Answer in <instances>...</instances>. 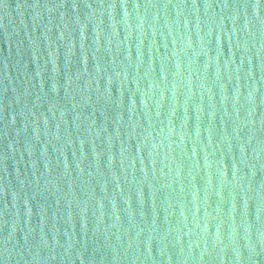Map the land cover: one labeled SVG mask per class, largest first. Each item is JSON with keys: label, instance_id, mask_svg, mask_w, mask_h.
Here are the masks:
<instances>
[{"label": "water", "instance_id": "95a60500", "mask_svg": "<svg viewBox=\"0 0 264 264\" xmlns=\"http://www.w3.org/2000/svg\"><path fill=\"white\" fill-rule=\"evenodd\" d=\"M0 264H264V0H0Z\"/></svg>", "mask_w": 264, "mask_h": 264}]
</instances>
